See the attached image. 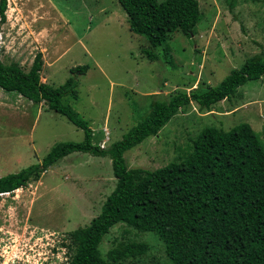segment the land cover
Segmentation results:
<instances>
[{"label":"rangeland","instance_id":"rangeland-1","mask_svg":"<svg viewBox=\"0 0 264 264\" xmlns=\"http://www.w3.org/2000/svg\"><path fill=\"white\" fill-rule=\"evenodd\" d=\"M163 0H157L162 2ZM195 34L170 35L149 48L130 29L117 0H7L0 31V61L27 72L37 54L40 81L52 87L75 76L77 99L62 98L87 121L93 142L107 148L139 123L154 100L167 102L197 83L216 86L254 55L264 56V0H197ZM147 51L157 55L151 61ZM87 66L85 75L70 72ZM238 95L200 111L191 103L156 136L124 154L128 169L154 171L179 162L205 127L247 123L264 147V78ZM83 132L66 118L14 92L0 89V177L40 163L57 143L81 142ZM116 179L111 159L73 153L49 167L37 182L0 195V264H66L74 250L70 233L90 225ZM145 243L147 254L119 264H171L153 233L125 224L112 227L99 251Z\"/></svg>","mask_w":264,"mask_h":264},{"label":"trees","instance_id":"trees-1","mask_svg":"<svg viewBox=\"0 0 264 264\" xmlns=\"http://www.w3.org/2000/svg\"><path fill=\"white\" fill-rule=\"evenodd\" d=\"M129 27L146 37L149 48L163 47L175 32L191 38L201 19L197 0H117ZM7 0H0V31L6 22ZM148 60L157 55L147 51ZM43 60L37 54L27 72L17 64L0 61V89L14 92L35 105L63 116L84 134L81 142L54 145L40 163L0 177V195L11 194L37 182L49 167L73 153L111 159L116 179L99 215L90 225L70 233L74 252L66 264H119L147 254L145 243L117 244L104 259L99 246L110 229L125 224L153 233L164 246L171 264H264V147L247 123L228 131L205 127L193 139L179 162L146 171L128 169L124 154L156 136L191 103L200 111L238 95L250 81L264 78V56L254 55L216 86L197 83L189 93L173 95L167 102L154 100L149 113L128 133L107 148L93 142L87 121L62 98L77 99V79L52 87L40 81ZM87 66L72 68L85 75Z\"/></svg>","mask_w":264,"mask_h":264}]
</instances>
